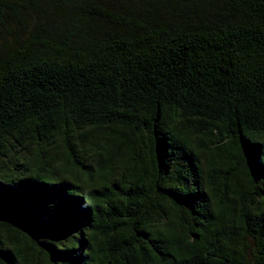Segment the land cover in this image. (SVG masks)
Here are the masks:
<instances>
[{"label":"trees","instance_id":"1","mask_svg":"<svg viewBox=\"0 0 264 264\" xmlns=\"http://www.w3.org/2000/svg\"><path fill=\"white\" fill-rule=\"evenodd\" d=\"M0 264H264V0H0Z\"/></svg>","mask_w":264,"mask_h":264},{"label":"rangeland","instance_id":"2","mask_svg":"<svg viewBox=\"0 0 264 264\" xmlns=\"http://www.w3.org/2000/svg\"><path fill=\"white\" fill-rule=\"evenodd\" d=\"M27 29H28V27H27ZM30 29V28H29Z\"/></svg>","mask_w":264,"mask_h":264}]
</instances>
